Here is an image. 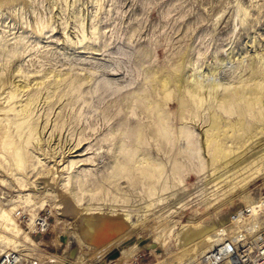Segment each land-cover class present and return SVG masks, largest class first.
I'll use <instances>...</instances> for the list:
<instances>
[{
	"label": "rangeland",
	"instance_id": "374dc122",
	"mask_svg": "<svg viewBox=\"0 0 264 264\" xmlns=\"http://www.w3.org/2000/svg\"><path fill=\"white\" fill-rule=\"evenodd\" d=\"M260 54L264 0H2L0 214L19 230L0 226L6 236H0V253L34 249L39 264H186L178 257L177 232L190 218L221 233L230 224L234 231L262 229V124L247 114L250 128L241 141L221 135L232 152L217 169L224 159L212 164L203 142L210 113L237 116L235 107L227 113L207 96V83L247 78L251 59L259 62ZM182 56L184 78L165 97L151 75L172 71ZM186 78L199 79L205 94L192 96ZM30 96L33 104L21 111ZM182 99L186 106L179 108ZM154 100L174 125V136L165 141L149 109ZM9 105L13 109L5 113L2 107ZM121 161L129 166L123 173L117 170ZM150 163L161 170L144 174ZM56 168L61 180L51 177ZM239 194L249 195V203ZM41 208L50 211V227L30 235L27 222ZM125 209L135 220L131 238L96 260L82 255L87 249L79 232L84 234L90 216L85 212ZM132 237L157 240L154 249L124 258Z\"/></svg>",
	"mask_w": 264,
	"mask_h": 264
},
{
	"label": "bare ground",
	"instance_id": "6f19581e",
	"mask_svg": "<svg viewBox=\"0 0 264 264\" xmlns=\"http://www.w3.org/2000/svg\"><path fill=\"white\" fill-rule=\"evenodd\" d=\"M1 2H2V0H0V3ZM184 58H185V56H182L180 58V60L183 63H181V62L176 63L174 68L172 67L173 68L172 71L171 70L170 71L161 70V71L154 72L151 75L153 77V80L155 81V83H153V84L158 86L157 88L161 89V91L163 92L162 94H164L165 97H169L170 92H172L171 91L172 87H170V86L176 85V87H177L178 86L177 85V78L181 77L184 74V73H182V72H184L183 70H185V67H186V66H184L185 65L184 64L185 63ZM258 58H259V62L255 59V57H253L251 59V61L249 63V67L251 69H250L248 77L245 79H240L239 81L232 83V84L230 82L231 85L229 84V85H225V86L223 85V82L219 83V81L217 82V80H214V79L207 83V96H209V98L212 97L213 99H215V101L218 102L219 107L223 110H226V112L230 107L232 109H233V107H235V111L237 112V116H238V117L236 116V118L234 117L235 120H233V119L230 120V119H226L224 117V115H223L224 113H221L218 111H213L212 113H210L211 115L209 114L210 119H209V122L207 124L208 125L207 136H206L205 140L203 141L205 146H206V149H207L206 151H207L208 156H209L208 158H210V161L212 164H216V163H218V161L221 162V160L224 159L222 163L218 164L216 167H213V168L217 169L219 166L227 165L229 163V160L225 161V159H226L227 155L230 154L232 151L227 150V149H225V147L222 146L221 142L223 141V138L221 139V135H224V138H230V139H233L236 141H241L242 136L250 128L249 121H247V119H246L247 114H255L254 117H256L258 119L260 124H262L263 130L261 129V131L264 133V54H260L258 56ZM158 70H160V69H158ZM257 76H259V77L257 78ZM0 78H2V77H0ZM187 80H188V78H186L184 81H186V83H188ZM198 80L197 81L195 80L196 82H194V83L189 82L188 84H186L188 86V88L190 89V91L192 92V94H191L192 96H193V93H198L199 95H202L200 93L204 92V91L201 92L202 83L198 82ZM171 82H175V84H172ZM179 84L181 85V83H179ZM24 86H26V85H24ZM220 86H223V88L220 89L219 88ZM18 87H20V86H18ZM188 88H186L187 91L189 90ZM15 90L17 91L18 89L15 88ZM16 91H13L12 93L15 94ZM190 91H188V93ZM203 94H205V93H203ZM33 100H34V96L27 97L25 105L21 106L22 108L20 110L22 111V109H23L25 111V110H27V107L29 109L31 104H33L32 103ZM178 104H179V108L180 107L184 108L186 106V102L184 99L180 100V103H178ZM162 106L163 105H161L160 101L154 100L150 103L149 109L153 110L155 112L154 117H155L157 133L162 138H164V141H165V137L167 138L169 135L171 136L172 131H175V130L173 127L174 125L168 121L167 114L163 110ZM2 109L6 113L8 110L10 111V109H13V107H11V106L8 108L2 107ZM230 114H232V112H230ZM229 118H230V116H229ZM183 125H181V127ZM31 127H32V125H31ZM31 127H30V129H31ZM175 127L177 128V126H175ZM36 128L37 127L34 124L30 131L33 132V130H35V132H36ZM156 130H155V132H156ZM182 130H184V129H182ZM35 132H33V133H35ZM176 134H178V133H176ZM156 136H158V135H156ZM185 136H187L186 133H185ZM182 137H184V136H182L181 134H180V136H177L178 141H180L181 143L184 140ZM173 141H175V140H173ZM176 141H177V139H176ZM189 142H190V140L187 138L186 143L188 144ZM2 143H3V141H2ZM180 147H181V144H180ZM130 157H131V155H130ZM228 157H230V156H228ZM128 167L129 166H127L125 161H121L117 164V170L119 172H122V173L125 172L126 170H128ZM132 169H133V167H132ZM143 169H145V170H143V173L144 174L146 173L148 175H154L155 173H157L161 170L160 166L157 165L156 163L155 164L150 163L147 166V168H143ZM175 169L180 171L182 169V164L181 163L176 164ZM57 172H59L58 168H56V170H53L51 172L52 173L51 177L53 179L55 176H57L56 178L57 179L60 178L59 180H61V178H63V177H60L61 170L58 173V175H55V173H57ZM159 175H160V173H159ZM69 181H71V180H69ZM153 185L155 186L156 184H153ZM235 186H236V184H235ZM153 187H151V188H153ZM154 188H156V187H154ZM73 190H75V189H73ZM152 190H154V189H151V191ZM153 193H155V192H153ZM151 194H152V192H151ZM73 196H75V195H73ZM238 196L242 197V200L244 202L249 203V201H250L249 195L239 194ZM127 209H129V208H127ZM263 209H264V207L261 210H263ZM91 211L85 212L86 214L87 213L90 214V216H88L89 218L86 217L88 219V222H87L88 226H86V228L84 229L85 230L84 234H81V232H79V234L81 237L84 236L82 246H83V248L85 247L87 249L85 251L84 250L81 251L82 255L88 256L90 260H96L97 258L101 257L105 252L109 251L111 248H113L117 245L122 246L128 237L131 238V236H129V235H131V232L133 231L132 226L135 225L134 224L135 220L133 219L134 216L131 214L132 212L128 213L129 212L128 210H126V212L124 211L123 213H119V211H117L116 213L114 211L113 212H110V211L109 212L108 211L107 212H101L102 210L100 212H91ZM36 216H37V214H36ZM36 216L33 217L32 219L34 220L36 218ZM0 218H1L0 226L2 228H6V230L7 229H9V230L15 229L16 231L19 230V227L14 222V220H12L11 217H8V215H6L5 213H1ZM32 219H30V223L32 222ZM202 221L203 220L196 221L194 218H190L187 223L186 222L181 223L182 224V225H180L181 230L179 231V234L177 232V235H178V238L180 241V245L182 248V249L180 248L181 250H179L180 252L178 254L179 255L178 257L181 260L179 258H178V260H180V261L184 260L185 262H187L186 264H201L204 260L205 253L209 249H211L217 242H219L221 239L224 238L223 232L221 233L220 230L217 229L215 225H213V224L209 225V224H206ZM173 222L177 223L178 221H173ZM169 224H171V223H169ZM172 226H170V227H172ZM258 227L259 226L257 225L256 227L251 229L250 227L245 226L244 229H247L248 233H252V231L254 229H257ZM172 229L170 228V230H172ZM234 230H235V228H233L232 224H230L228 227H226V231L230 235H234V233L236 234V232L238 231V230H236V231H234ZM31 231H32V228H31ZM165 232H166V229H165ZM162 234H164V233H161L160 235H162ZM168 234H170V233H168ZM260 234L261 235L257 234V239H263L264 238V233L261 232ZM0 236L6 238V236H4L1 233H0ZM158 236H159V233H158ZM156 238H158V237L156 236ZM80 239H82V238H80ZM159 239H161V238H158V240ZM156 240H154V241H156ZM133 241H134L133 237H132V239H130L128 241V243H131V244H130V246H128L127 249L124 250V252H123L124 258L130 257V255H133L135 252H137L138 250H140L142 248L150 247V248L154 249V246H155V244H153L154 241H152V240H149L148 242L145 239H142V240L137 239L134 242ZM162 242H164V241H162ZM160 243H161V241H160ZM177 243H178V241H177ZM14 250H18V249H14ZM181 264H184V263H181Z\"/></svg>",
	"mask_w": 264,
	"mask_h": 264
},
{
	"label": "built area",
	"instance_id": "2783aa9c",
	"mask_svg": "<svg viewBox=\"0 0 264 264\" xmlns=\"http://www.w3.org/2000/svg\"><path fill=\"white\" fill-rule=\"evenodd\" d=\"M238 213L237 211L232 215L231 222H234ZM49 216L50 211L46 213L41 208L36 218L31 223L27 222L28 228H32L31 235L48 231ZM260 228L256 232L253 230L252 233H248L247 229L238 230L234 235L223 233L224 238L205 253L201 264H253L254 261L264 264V238L256 237L257 234L264 233V227ZM221 230L225 232V229ZM31 250L33 252L7 249L0 253V264H39L40 257L36 255L34 249Z\"/></svg>",
	"mask_w": 264,
	"mask_h": 264
}]
</instances>
